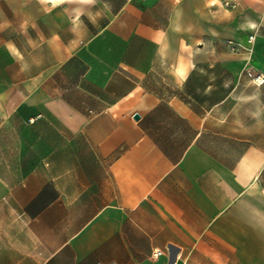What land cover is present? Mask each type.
Returning a JSON list of instances; mask_svg holds the SVG:
<instances>
[{
  "label": "crops",
  "instance_id": "obj_1",
  "mask_svg": "<svg viewBox=\"0 0 264 264\" xmlns=\"http://www.w3.org/2000/svg\"><path fill=\"white\" fill-rule=\"evenodd\" d=\"M255 74L264 0H1L0 264H264Z\"/></svg>",
  "mask_w": 264,
  "mask_h": 264
},
{
  "label": "built area",
  "instance_id": "obj_2",
  "mask_svg": "<svg viewBox=\"0 0 264 264\" xmlns=\"http://www.w3.org/2000/svg\"><path fill=\"white\" fill-rule=\"evenodd\" d=\"M253 39H254V35H250L248 38V42H250ZM229 45H230V48L232 50L237 51V52L246 48L245 46H243L242 43L237 42V41H233V40H229ZM253 79L256 83H264V74H255V75H253ZM162 254H163V251L159 249V250H156L152 253V257L157 258V257L161 256Z\"/></svg>",
  "mask_w": 264,
  "mask_h": 264
},
{
  "label": "rangeland",
  "instance_id": "obj_3",
  "mask_svg": "<svg viewBox=\"0 0 264 264\" xmlns=\"http://www.w3.org/2000/svg\"><path fill=\"white\" fill-rule=\"evenodd\" d=\"M0 1H1V0H0ZM8 1H9V0H2V2H3V3L6 2V4H8ZM19 6H24V4H19ZM5 11H6L7 15H8V14H9V10L6 9Z\"/></svg>",
  "mask_w": 264,
  "mask_h": 264
},
{
  "label": "water",
  "instance_id": "obj_4",
  "mask_svg": "<svg viewBox=\"0 0 264 264\" xmlns=\"http://www.w3.org/2000/svg\"><path fill=\"white\" fill-rule=\"evenodd\" d=\"M136 117H138V115H136Z\"/></svg>",
  "mask_w": 264,
  "mask_h": 264
}]
</instances>
